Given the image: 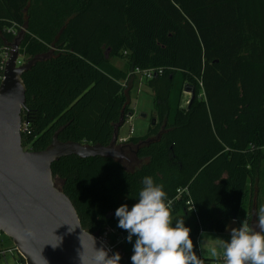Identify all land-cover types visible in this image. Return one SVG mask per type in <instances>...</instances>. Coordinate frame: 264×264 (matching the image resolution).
<instances>
[{"label": "trees", "instance_id": "obj_1", "mask_svg": "<svg viewBox=\"0 0 264 264\" xmlns=\"http://www.w3.org/2000/svg\"><path fill=\"white\" fill-rule=\"evenodd\" d=\"M14 24L26 29L20 54L44 58L23 75L25 150L48 149L56 133L62 142L108 147L121 119L134 115L123 86L130 72L163 70L145 80L156 123L124 143V158L69 156L52 166L85 231H123L115 209L137 202L145 176L162 185L166 201L188 188L196 213L187 195L169 212L191 229L200 264V233L224 232L250 189L247 226L261 227L264 0H0V48L14 44ZM187 85L196 94L190 107ZM131 249L120 245L119 264H131Z\"/></svg>", "mask_w": 264, "mask_h": 264}, {"label": "water", "instance_id": "obj_2", "mask_svg": "<svg viewBox=\"0 0 264 264\" xmlns=\"http://www.w3.org/2000/svg\"><path fill=\"white\" fill-rule=\"evenodd\" d=\"M19 41L12 44L14 52L0 89V232L11 239L25 264H90L95 249L108 248L82 228L73 203L55 186L52 166L69 156L124 158V146L118 148L116 130L108 147L62 142L56 133L48 149L25 150L22 114L27 89L23 75L44 58L16 67ZM185 93L191 95L190 107L196 98L194 87L187 85ZM123 124L124 118L118 128ZM251 230L258 232L261 227Z\"/></svg>", "mask_w": 264, "mask_h": 264}, {"label": "clouds", "instance_id": "obj_3", "mask_svg": "<svg viewBox=\"0 0 264 264\" xmlns=\"http://www.w3.org/2000/svg\"><path fill=\"white\" fill-rule=\"evenodd\" d=\"M142 184L137 202L131 207L121 204L114 213L117 227L127 231L125 242L132 245L131 264H200L192 252L191 229L183 219L173 223L162 185L151 176H145ZM259 223L260 231L243 224L231 233L230 240L221 243L224 264H264V206L259 208ZM108 251L95 249L90 264H119L120 253L113 252L109 257ZM212 254L216 255V249Z\"/></svg>", "mask_w": 264, "mask_h": 264}, {"label": "rangeland", "instance_id": "obj_4", "mask_svg": "<svg viewBox=\"0 0 264 264\" xmlns=\"http://www.w3.org/2000/svg\"><path fill=\"white\" fill-rule=\"evenodd\" d=\"M113 64L120 67L126 66V61L124 59H115ZM130 84L128 85L129 88ZM127 88V89H128ZM126 89V95L128 90ZM127 98L130 100V107L134 111V115L131 119H128L120 130V137H144L147 135L149 128L152 126V121L156 117V110L154 104V96L150 88L145 83V79L138 77L134 87L129 90V96ZM191 95L185 93L183 103L184 105L189 104ZM131 127L134 129V133L130 135ZM261 164V169L259 172V182L258 185V200H257V212L259 215V208L264 206V149L263 158ZM253 195V191L250 189L247 200L243 203V207L237 216L238 223L230 220L224 232H212V231H202L198 237V244L202 258L205 260L206 264L213 262L215 260L225 259L222 255L223 249L220 247L223 241H228L231 238V233L234 230H239L250 215V197ZM114 236V238H113ZM115 233L113 231H108L103 235V239L106 240L107 244H113L115 240ZM11 239L3 234L0 239V252L4 251L5 255L0 261V264H20V254L18 252L12 253L9 251L13 247ZM15 247V246H14ZM216 249V255L212 254V250ZM23 264V263H21Z\"/></svg>", "mask_w": 264, "mask_h": 264}, {"label": "built area", "instance_id": "obj_5", "mask_svg": "<svg viewBox=\"0 0 264 264\" xmlns=\"http://www.w3.org/2000/svg\"><path fill=\"white\" fill-rule=\"evenodd\" d=\"M7 32L9 34H11V36L14 38V43H15L17 40H20V38L22 37V35L24 33H26V29L22 25L14 24V25L10 26L7 29ZM13 52H14V48H13L12 45H8L6 47L0 48V89H1V87L3 85L4 80H5V70H6L7 63L11 59ZM27 62H28V59L25 56L21 55L20 52H19L17 60H16V67H22ZM162 73H163V70H161V69H158V70L157 69L140 70V69L137 68V69L133 70L132 72H130L128 78L123 82V86L125 88H128L130 79L134 75H137L140 78L145 79V80H152L158 74L161 75ZM25 129H26V125L23 127V131ZM133 133H134V129H133V127H131L130 135H132ZM127 140H129V137H123V138L119 137L118 138V143L120 145H118V146L124 145V143ZM185 195L189 196L188 188L179 189L177 191V194H176L175 198L169 199L168 201H166V204L168 206V210L171 211L173 209L174 203L177 202V201H180ZM186 203L190 207L189 209L194 211V213H196L195 207L193 205L192 200L190 199V196H189V199L187 200ZM232 221L235 222V223H238L237 219H233ZM244 224L248 225V221L247 220L244 221ZM113 232L115 233L116 237H115V240H114L113 244H111V245L107 244L106 240L103 239L102 237L99 238L105 244V246L108 249H110V252L112 254H113V252H116V250L120 247V245L126 243L125 242V237L127 236V231L126 230L113 231ZM2 236H3V233L0 232V239L2 238ZM9 251L12 252V253L18 252L17 249L14 246L11 249H9ZM0 253L4 257V255H5L4 253L5 252L1 250ZM224 261H225V259L215 260V261L210 262L208 264H224ZM21 263L22 262H20V264ZM23 264H25V262Z\"/></svg>", "mask_w": 264, "mask_h": 264}, {"label": "crops", "instance_id": "obj_6", "mask_svg": "<svg viewBox=\"0 0 264 264\" xmlns=\"http://www.w3.org/2000/svg\"><path fill=\"white\" fill-rule=\"evenodd\" d=\"M114 60H115V59L112 60V63H113ZM115 66H116V65H115ZM117 67H120V66H118V64H117ZM120 68H122V67H120ZM138 77H139V76H137V75H134V76L131 77L130 82H129L130 86H129V88L127 89V90H128V94H127L128 96H129V90H130L131 88L134 87V84H135L136 80L138 79ZM128 101H129V103H130L129 98H128ZM132 116H133V115H132ZM132 116H129L128 119H131ZM119 137H120V135H119ZM119 137H118V138H119ZM129 138H131V137H129ZM117 144L120 145L118 142H117ZM260 169H261V164H260ZM258 182H259V177H258ZM258 182H257V183H258ZM257 191H259V190H258V185H257L256 192H257Z\"/></svg>", "mask_w": 264, "mask_h": 264}, {"label": "flooded vegetation", "instance_id": "obj_7", "mask_svg": "<svg viewBox=\"0 0 264 264\" xmlns=\"http://www.w3.org/2000/svg\"><path fill=\"white\" fill-rule=\"evenodd\" d=\"M155 120V119H154ZM155 123H156V120H155ZM154 123V124H155ZM124 145H121V146H118V148H120V147H123ZM127 149V147L126 146H124V152H125V150Z\"/></svg>", "mask_w": 264, "mask_h": 264}]
</instances>
